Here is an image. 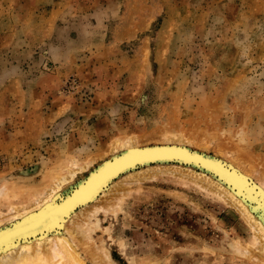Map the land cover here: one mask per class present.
I'll return each mask as SVG.
<instances>
[{"label":"rangeland","instance_id":"1","mask_svg":"<svg viewBox=\"0 0 264 264\" xmlns=\"http://www.w3.org/2000/svg\"><path fill=\"white\" fill-rule=\"evenodd\" d=\"M167 137L264 176V0H0V212L53 169ZM107 192L75 240L86 264L91 246L114 264H264L210 189L161 173Z\"/></svg>","mask_w":264,"mask_h":264},{"label":"bare ground","instance_id":"2","mask_svg":"<svg viewBox=\"0 0 264 264\" xmlns=\"http://www.w3.org/2000/svg\"><path fill=\"white\" fill-rule=\"evenodd\" d=\"M181 138L167 137L165 143L155 146H139L130 138L116 140L118 146L111 151H121L93 170L90 169L96 161L93 158L82 163L75 161L63 170H51L38 187H20L19 192L25 190L29 202L22 207L10 203L7 213L0 212V264H86L77 244L81 243L79 239H90L85 226L95 213L104 209L100 204L102 195L123 181L153 179L161 173L187 179L228 202L242 217L241 221L254 231L255 250L249 247L243 252L239 249L240 252L264 262V176L254 170L243 171L235 165L236 158L225 161L193 151L185 144L177 145L186 139ZM34 170L38 169H33L32 174ZM85 172L87 175L76 182ZM120 177L124 178L116 182ZM72 183L75 184L71 186ZM69 186L71 190L66 192ZM17 188L6 186L5 194L16 195ZM93 249L96 250L91 246L87 253L94 264H114L108 251L100 254Z\"/></svg>","mask_w":264,"mask_h":264}]
</instances>
